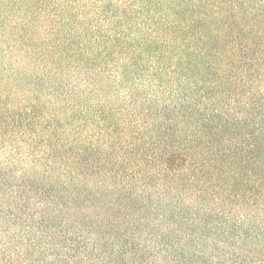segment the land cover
I'll return each instance as SVG.
<instances>
[{"label":"trees","instance_id":"1","mask_svg":"<svg viewBox=\"0 0 264 264\" xmlns=\"http://www.w3.org/2000/svg\"><path fill=\"white\" fill-rule=\"evenodd\" d=\"M0 264H264V0H0Z\"/></svg>","mask_w":264,"mask_h":264}]
</instances>
